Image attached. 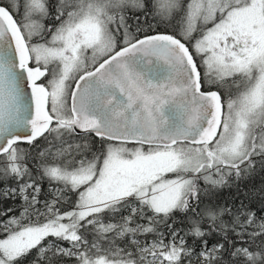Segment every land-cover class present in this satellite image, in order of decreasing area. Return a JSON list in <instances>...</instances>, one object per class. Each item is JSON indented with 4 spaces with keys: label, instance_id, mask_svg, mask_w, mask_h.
Here are the masks:
<instances>
[{
    "label": "snow or ice",
    "instance_id": "6c2138e0",
    "mask_svg": "<svg viewBox=\"0 0 264 264\" xmlns=\"http://www.w3.org/2000/svg\"><path fill=\"white\" fill-rule=\"evenodd\" d=\"M258 171L264 0H0V264H264Z\"/></svg>",
    "mask_w": 264,
    "mask_h": 264
},
{
    "label": "trees",
    "instance_id": "16d2710c",
    "mask_svg": "<svg viewBox=\"0 0 264 264\" xmlns=\"http://www.w3.org/2000/svg\"><path fill=\"white\" fill-rule=\"evenodd\" d=\"M129 23L134 24V21L129 20ZM161 30H163V29H161ZM25 147H27V146L25 145ZM95 147H99V145L96 144ZM262 183H264V172L258 171L257 175L253 179H251L250 181L246 182L244 187H245V190H248L250 188L259 187ZM234 192H235L234 188L233 189H228V188L223 189L219 194L221 201H231L233 199ZM73 199H74V197H73ZM69 207H71L70 204L65 205V208H69ZM253 207H256V205H253ZM65 264H72V261L68 260L65 262Z\"/></svg>",
    "mask_w": 264,
    "mask_h": 264
}]
</instances>
